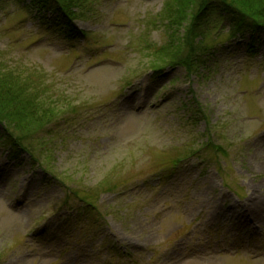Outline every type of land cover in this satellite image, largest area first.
Here are the masks:
<instances>
[{
  "label": "rangeland",
  "instance_id": "374dc122",
  "mask_svg": "<svg viewBox=\"0 0 264 264\" xmlns=\"http://www.w3.org/2000/svg\"><path fill=\"white\" fill-rule=\"evenodd\" d=\"M33 1H0V264H264V30L191 38L189 0L59 29Z\"/></svg>",
  "mask_w": 264,
  "mask_h": 264
},
{
  "label": "trees",
  "instance_id": "16d2710c",
  "mask_svg": "<svg viewBox=\"0 0 264 264\" xmlns=\"http://www.w3.org/2000/svg\"><path fill=\"white\" fill-rule=\"evenodd\" d=\"M178 1L183 3L185 0H178ZM33 3L34 4L31 6L32 9L35 11H40L42 14L44 13L45 15L56 13L57 21H55L56 25L53 26L60 29L62 27H67V28L72 27L70 23H72V21H74L75 18L79 17L77 15L78 11L84 10V8L87 6L86 3H88V0H34ZM186 5H191L193 9L192 12H194L193 13L194 15L192 14L193 19L191 20L190 24L187 26V32L189 36L193 35L191 38H194L195 35L197 34L198 35L206 34L208 31H210L212 27L218 25L220 22L221 24H223V22H229L230 25L229 28L231 30V33L234 34L240 33L242 36H244L245 33L251 29L259 28L264 30V14L262 13L261 9L256 10L249 2V0H189L186 3ZM247 8H249L250 11L256 14L255 17L257 20H250L247 17L246 13L243 12L245 9L247 10ZM45 15H42L43 20H46V18H44ZM191 38L189 42L191 41ZM199 48L200 47H197V49ZM197 49H194L193 53L191 51L185 57V59L192 58L197 53L204 56L205 52L203 53L197 52L196 51ZM185 59L182 61H185ZM182 61L181 63L178 62L175 63V61L171 62L170 65H183L185 62ZM160 70L161 69L156 68L153 71L154 73H156L159 72ZM23 90H24L23 87L18 88L16 84H13L12 87L10 85L7 86L5 92L6 95H12V96H8L10 98V102L14 103L15 106H19L18 104L19 100L17 98L18 96H20V94H24ZM4 100H6V98ZM3 112H5V109L0 107L1 117L7 118L9 115H6L7 116L6 117L5 115H3L5 114ZM5 130L9 131L7 127H5ZM13 135L14 134H10V136ZM13 138L15 139L13 141L10 138H7V140H9L8 142H10V144L14 148L16 149L19 147L21 148L22 146L24 149L28 151L27 147H25V145L23 144L21 137L14 135L12 139Z\"/></svg>",
  "mask_w": 264,
  "mask_h": 264
}]
</instances>
